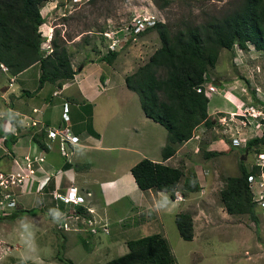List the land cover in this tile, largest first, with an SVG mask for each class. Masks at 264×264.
<instances>
[{
    "label": "rangeland",
    "instance_id": "rangeland-1",
    "mask_svg": "<svg viewBox=\"0 0 264 264\" xmlns=\"http://www.w3.org/2000/svg\"><path fill=\"white\" fill-rule=\"evenodd\" d=\"M242 1L174 0L163 9L157 8L152 0H48L44 4H95L90 11L93 17L91 23L95 24L94 28L103 32L119 30L139 14H154L157 16L158 21L167 22L171 28L183 23L198 24L206 21L209 16H220L233 10ZM87 12H89L88 9ZM85 25H88V21L85 22ZM81 29L83 28L78 26L74 30L70 29V31L74 33ZM56 38L60 40L57 35ZM144 40H147V42L142 43L140 39L136 41L135 47L138 51L133 54L130 53V55L127 54L131 56L133 61H130L132 62L131 68H122L119 59L112 61L113 69L120 73L128 69L129 72L132 71L130 73L132 74L138 66L144 64L155 49L160 46V40L155 30L147 33ZM49 43L51 45V41ZM49 43L46 42L41 45L43 54H47L48 50L45 48ZM83 56H80V58ZM233 58H236L235 63L232 61ZM125 61V59H122V62ZM39 69L38 65L21 76L22 79H26L28 89H31V87L38 88ZM208 73L212 78H215L214 83L217 90L220 91L219 94L212 93L210 96V108L214 112L212 126H215V129H212V126L206 129L203 126L199 127L194 135V140L199 142L202 136L209 139L210 132L208 129H211L212 134L220 135L222 126L219 121L224 122L225 125H230L228 136L239 133L240 138L247 139L248 136L262 135L263 126L259 125L258 122H244L238 114L233 116L231 112H237L238 107L241 106V104L237 105L235 110L232 102L236 100V96L239 99H246V97L249 99L252 96L254 89H251V85L254 88L258 83L261 90L264 91V54L257 51L250 43H248L247 50H243L237 45L232 51L222 49L215 66L208 70ZM218 83H222L223 86L224 83L227 84L224 87L226 90L224 93L230 102L225 99L226 97L223 98ZM0 88L4 91L6 86ZM117 93V89H109V91L102 93L104 95L97 97L95 102L97 104L98 127L105 124L104 115H109V109L118 107V103L113 100L116 98ZM239 93H244V98H241ZM133 94L138 100L137 102H140L138 95ZM108 97L113 98L111 99L112 102L109 103ZM24 98L28 99L30 103V98L26 96ZM225 104H227L229 110H232L231 112L225 109V111L219 110V108L213 109L214 105L221 107ZM5 109L6 106L0 102V112ZM14 109H17V107L15 106ZM115 111L116 109L109 116V122L104 129L107 130V133H112L116 125L119 127L124 126L123 123L127 114L118 117V114L114 113ZM9 117L15 118L13 114H10ZM123 132L124 141L127 134L126 131ZM3 148L0 147V160L2 159L4 162L0 172L3 173L4 179L8 178L9 173L20 174L25 176L23 181L27 185L29 182L26 177V174H28L26 166L21 165L20 157L16 159L17 163L11 162L12 165H10L11 151ZM196 149L198 150V147ZM206 149L204 145L200 146V151L194 156V159H190V161L196 163V166H188L192 171L185 170L187 171V181L184 185V187H187L185 189H190L188 186L193 187L194 184L189 185V182L191 180L195 182L198 176L204 189L202 191V188L199 187L195 191L197 189V186H195L192 190L183 192L190 196L185 209H187V213L191 215L193 220L194 236L192 240L188 241L181 238L172 214H163L162 219H159L160 226L156 224V227H153L154 225L151 224L150 228L145 227V230H142V223H140L139 226L134 228L135 232L134 230L124 233L119 232L120 225L136 223L139 217L144 216L146 218L148 216L146 211L137 210L138 206L143 205V199L141 200L139 197H135L133 200L132 197H124L109 202L106 214L109 219L106 218L104 213L98 211L99 218L95 212L96 220H101V222H103L102 219L109 220V222L105 220L107 226L102 230L99 226L100 223L97 221L94 222L95 224H92V222L91 225L88 224L86 220L91 219V215L85 211L83 205L73 207L71 204H63L62 200L55 199L52 194L38 193L37 190H34L31 194L17 197V205L14 210L16 212L24 208V210L31 211L23 212L22 215L14 219L9 217L0 220V264H67L60 260L59 256L70 259L73 264H105L108 260L121 256L128 251L125 244L126 240L123 242V238L136 239L143 237V235L162 233V231L164 233L161 235H164L167 239L171 252L175 257V264H264V206L259 202L260 194L264 193V188L259 186L258 178L251 181L253 201L256 202L255 215L258 222L254 221L248 214L227 213L220 199V190L225 186L226 179L229 176L238 175L240 157L245 152L243 153L242 149L238 147H232L226 152L216 151L217 156L207 157L205 156ZM64 150L66 155L68 154L67 157H69L68 144L65 145ZM120 159L121 162L124 161V158ZM23 160L26 159L23 158ZM257 160L258 156L256 157L252 152H249L246 154L244 161L250 167ZM93 171H95L94 166ZM30 177L32 176L30 175ZM2 188L4 189V187ZM7 189L6 191L2 190V192L0 190V195L2 196V194L8 192L14 197L15 193L20 192L19 187L14 185L8 186ZM93 191L94 193L98 192V189L94 187ZM98 204L101 205L100 201ZM42 208L48 213H45ZM55 209L57 212H55ZM59 209L61 213L58 212ZM8 210L12 211V209ZM136 210L139 213L135 217L132 213H136ZM41 214L47 223L44 227L41 223L43 221L36 218ZM64 214L66 216V220H64L70 228L73 224L75 226L79 225L82 230L77 232L71 229L64 231L61 218ZM92 221H94L93 218ZM59 222L61 227L57 229L56 225L58 226ZM83 222L85 225H81ZM91 227H96L97 233H91ZM115 237L120 240L113 242Z\"/></svg>",
    "mask_w": 264,
    "mask_h": 264
},
{
    "label": "crops",
    "instance_id": "crops-1",
    "mask_svg": "<svg viewBox=\"0 0 264 264\" xmlns=\"http://www.w3.org/2000/svg\"><path fill=\"white\" fill-rule=\"evenodd\" d=\"M93 6L95 4H44L40 9L41 16L44 19V23L40 26L42 37L47 40L46 36L50 35L52 37L55 34L63 39L71 56V66L76 71L73 78L63 83L62 86L58 87L52 83H45L40 89L37 87L28 89L26 79H22L21 76L29 69L38 66L37 63L13 77L11 85H9L8 75L0 69V87L6 86L4 91L0 88V102L6 106L5 110L9 108L18 118H21V116L32 117L39 121L40 127H62V105L64 102H68V116L71 120L69 130L71 134L79 137L77 143L68 144L70 156L67 157L68 154H61L58 139L50 140L45 134L43 143L46 147L41 149L33 142L29 134L30 129L18 125L20 127L18 129L19 136L16 137L11 146L12 158L9 164L12 165L11 162L15 157L17 159L29 154L37 157L38 160L32 162V166L36 168L35 175L21 191L19 190L17 197L31 194L34 190L44 194L53 195V192H57L66 195V192L70 191L73 186L77 188V194L83 197L89 209L96 212V215L98 211L106 215L109 202L113 200L117 201L124 197H132L133 200L135 197H139L141 200L143 199V205L138 206L137 210L146 211L148 216L146 218L144 216L139 217L136 223L120 225L119 232L124 233L134 230L140 223H142V230H145V227L150 228L151 224L154 225L153 227H156V224L160 226L159 219H162L163 214H172L175 217V214L179 212H187L185 208L190 196L183 192L190 191V189L186 190L187 186L184 187L187 181V171L185 170L192 171L188 166H196V163L190 161V159H194L202 145L207 148V151H228L231 147L228 136L230 125L219 122L222 126L220 135H214L211 129H208L210 132L209 139L202 136L201 140L197 142L194 140L196 130L201 126L204 129L208 128L204 124H199L195 128L192 138L178 146L172 157L162 161L161 148L166 142L167 131L161 124L144 114L140 102H137L138 100L133 94L135 92L128 89L124 81L125 76L132 72L128 70L133 62L129 55L138 51L135 47L136 41L140 39L142 43H146L147 40L145 41L144 38L152 30L148 29L142 32L137 36V40L130 41L117 52L114 60L120 59V66L128 68L122 73L117 72L113 69L112 63L109 64L101 60L104 55L103 46L106 45V40L102 36V31L94 28L95 24L91 23L93 17L90 11ZM87 9L89 12H87ZM86 21H88V25H85ZM78 26L83 29L74 33L70 31V29L74 30ZM68 32L70 33L67 34ZM80 56L83 57L80 58ZM122 59L126 61L122 62ZM235 60L236 58H233L232 61L235 63ZM38 72L40 73V69ZM225 85L227 84L224 83V86L222 83L219 84L223 98L226 97L224 93L226 91L224 89ZM255 86L260 87L258 83ZM109 89L118 90L116 98L108 97L109 103L113 99L118 103V107L109 109V115H104L105 124L98 127L97 104L95 101L98 96L104 95L102 93L109 91ZM251 89H253V85H251ZM219 93L220 91L217 92V94ZM25 96L30 98V103L28 99L24 98ZM239 96L244 98V93H239ZM253 96L252 99H254ZM236 97V100L232 102L234 108L244 101V103L250 102V98L239 99L238 96ZM225 99L229 101L228 97ZM15 106L17 109H14ZM214 108H219L222 111H232L228 109L227 104L221 107L214 105ZM33 109H36V111L33 112ZM115 109L114 113H117L118 117L127 114L124 119V126L119 127L116 125L112 133H107V130L104 129L109 122V116ZM5 110L0 113H5ZM207 111L209 118L212 120L214 112L210 108V99ZM213 128L215 129V126H212ZM123 131H126L127 134L124 141ZM197 146L199 147L198 151H196ZM120 158H124V161L121 162ZM142 158L183 169L184 174L173 198L165 191L140 190L138 188L130 168ZM3 165L4 162L1 159L0 168ZM93 166L95 171H93ZM196 184L197 189L195 191L199 187L202 188L199 176L195 180ZM94 187L98 189V192L94 193ZM201 190L204 191L203 188ZM41 201L43 202V199ZM99 201L101 205L98 204ZM102 203L104 204L102 205ZM179 207L180 209H178ZM137 210L136 213H132L135 217L139 213ZM55 212H57L56 209ZM58 212L61 213V210L59 209ZM45 213L48 212L45 211ZM96 215L93 216L97 218L98 215ZM36 218L43 221L41 222L43 227L47 224L42 214ZM106 218L109 219L108 215H106ZM108 219L105 220L109 222ZM81 225H85V223L83 222ZM70 229L75 232L82 230L79 225L75 226L73 224H71ZM162 233L164 232L162 231ZM130 239V237L123 238L122 241ZM118 240L120 239L115 237L113 242Z\"/></svg>",
    "mask_w": 264,
    "mask_h": 264
},
{
    "label": "trees",
    "instance_id": "trees-1",
    "mask_svg": "<svg viewBox=\"0 0 264 264\" xmlns=\"http://www.w3.org/2000/svg\"><path fill=\"white\" fill-rule=\"evenodd\" d=\"M48 0H0V63L7 67V75L14 77L33 64L38 63L40 74L38 88L45 83L58 87L73 78L75 70L71 66L70 55L63 39L54 34L51 38V52L43 54L41 44L44 38L39 27L44 23L40 9ZM163 9L174 0H152ZM149 29L155 30L160 46L148 60L125 76L128 89L134 91L140 100L144 114L161 124L167 131L162 148V161L172 157L182 143L189 140L199 124L212 126L208 116L209 99L197 88L208 81V70L215 66L222 49L232 51L237 45L243 50L248 43L264 54V0H243L233 10L220 16L209 18L198 24L183 23L171 28L167 22L157 21ZM116 52L101 57L112 63ZM256 101V100H255ZM4 117L0 118V137L11 150L16 136L3 131ZM12 123H16L13 118ZM44 130L33 131L32 140L41 149ZM264 131L261 136L250 137L244 153L252 152L256 157L263 151ZM216 151H206L205 156H217ZM239 173L229 176L220 190V199L229 214H248L254 221L256 202L250 188L249 177L257 179L264 174V165L248 167L240 160ZM130 172L140 190L165 191L174 197L183 169L162 162L142 158ZM192 178V177H191ZM194 184V180L189 185ZM197 186V184L195 185ZM192 188L195 187H190ZM21 211V213H19ZM31 210H18L10 219ZM4 219L0 217V220ZM179 235L184 240H192L193 220L189 213L179 212L174 217ZM128 251L108 260L105 264H175L167 239L154 233L130 239L125 242ZM59 259L73 264L70 259Z\"/></svg>",
    "mask_w": 264,
    "mask_h": 264
},
{
    "label": "built area",
    "instance_id": "built-area-1",
    "mask_svg": "<svg viewBox=\"0 0 264 264\" xmlns=\"http://www.w3.org/2000/svg\"><path fill=\"white\" fill-rule=\"evenodd\" d=\"M76 1V0H75ZM78 1V0H77ZM155 16L153 14H146V15H137L134 16L128 23H126L122 28H120L119 30H109V31H104L103 35L107 40V46L105 51H115L118 50L120 47H122V45L128 41L129 38L131 39H135V36L140 33L142 30L152 26L155 23ZM48 51L50 52V45L47 46ZM3 69L6 70L5 66H2ZM198 92H203L206 96H209L212 92H216L217 88L216 86L212 85V84H202V86L197 88ZM239 112H234L232 113L233 116L234 114H238L240 115L242 118V120L244 122H248L251 123L252 121H256L258 122L259 125L263 126V130H264V100H262V103H258L256 105L250 104V105H246L244 107H238ZM67 111H68V105L67 103H64L63 105V113H62V118H63V122H64V128L62 129H58V128H50L48 129V135L52 138H54L55 136H59L60 137V149L61 152L64 154L65 150H64V143L66 141H70V142H76L78 140L77 136L71 135L68 129V126L70 125V121H69V117L67 115ZM1 117V116H0ZM36 122L34 120L31 121V124H35ZM26 124H29L26 123ZM3 130L5 131H14L15 132V128L12 125V123L10 122L9 119H5L4 123H3ZM253 136H257V135H253ZM250 136V137H253ZM4 138L2 137L0 142L3 140ZM241 141H244V139L242 138H233L232 139V143L235 145H238L241 143ZM26 168L28 171V174H26V177H28L29 173L33 172L32 166H31V160L29 158L26 157ZM17 163V162H15ZM257 165L263 166L264 165V148L263 151L258 155V160L255 163ZM20 166V165H19ZM260 180H259V186L261 188H264V174L261 173L259 175ZM25 176L20 175V174H11L9 173L8 178L3 177V173H0V190L2 192V190L6 191L8 190L7 187H11L12 185L14 186H18V187H23L24 185V180ZM253 179H255L254 177H249L248 180L251 182ZM4 187V189L2 188ZM54 196L57 198L62 199L64 202H68V201H73L74 203L76 202V200H81L79 196H76V198L70 200L71 198L69 197H63L58 193H54ZM259 202L261 203L262 206H264V193L260 194V200ZM15 206V201L11 195V193H4L2 194V196L0 195V216H6L9 214V211L6 209L8 207H13ZM59 227H61V224L59 225ZM106 226L103 225V230ZM63 229H67L68 225L67 223L64 221L63 225H62ZM92 232H95L94 229L91 230Z\"/></svg>",
    "mask_w": 264,
    "mask_h": 264
},
{
    "label": "clouds",
    "instance_id": "clouds-1",
    "mask_svg": "<svg viewBox=\"0 0 264 264\" xmlns=\"http://www.w3.org/2000/svg\"><path fill=\"white\" fill-rule=\"evenodd\" d=\"M75 1V0H74ZM77 1V0H76ZM79 1V0H78ZM154 15V14H153ZM155 16V23L158 21V19H157V16L156 15H154ZM155 23L152 25V26H154L155 25ZM42 25V24H41ZM152 26H150V27H152ZM150 27H148V28H146V29H144V30H142L140 33H138L136 36H135V39L137 38V36L139 35V34H141L142 32H144V31H146V30H148ZM104 32V31H103ZM103 32H102V36L104 37V35H103ZM53 37V36H52ZM50 35L49 36H46V39L47 40H45L44 42H42V44L41 45H43V44H45L46 42L47 43H49V41H51V38H52ZM104 39L106 40V38L104 37ZM134 39H131V38H129L128 39V41H126L123 45H122V47H120L118 50H115V51H108V52H106L105 51V49H106V46H107V40H106V45H105V47L103 48L104 49V51H105V53L104 54H107V53H109V52H119L124 46H126L130 41H133ZM48 45H50V43L48 44ZM42 47V46H41ZM46 50H48L47 49V47L45 48ZM50 49H51V45H50ZM42 50V49H41ZM45 50V51H46ZM51 52V51H50ZM50 52H47V54H49ZM2 66H5L4 64H1L0 63V69L3 71V72H5L6 74H7V67H6V70L5 69H3V67ZM9 77V76H8ZM207 77H208V81L206 82V83H203V84H212V85H214V86H216L215 85V83H214V79L215 78H211V76L209 75V73H208V75H207ZM210 78V79H209ZM12 79H13V77H9V85L10 84H12ZM213 82V83H212ZM254 92H253V94H252V96H253V98L254 99H252L251 97H250V102L249 103H243V104H241V106H239V107H244V106H246V105H250V104H253V105H256V104H258V103H262V100H264V91L263 90H261V88L260 87H258V86H255L254 88ZM217 92H219L218 90L216 91V92H212V93H217ZM211 93V94H212ZM211 94L209 95V96H207L208 97V99H210V96H211ZM2 97V96H1ZM255 100H256V102H255ZM64 103H67V105H68V102H64ZM64 103H63V105H64ZM63 105H62V113H63ZM36 111V109H33V112H35ZM239 112V109H238V111H237V113ZM62 113H61V117H62ZM222 114H223V112H221ZM231 113H233V112H231ZM10 114H13L14 116H15V118L14 117H9L10 116ZM67 115H68V111H67ZM224 115V114H223ZM0 118H2V117H4V121H5V119H11V118H13L14 120H15V124L14 123H12L11 121V123H12V125L14 126V128H15V132L12 130V131H5V130H3L4 132H6V133H9V134H12L13 136H19V126L18 125H20L21 127H27V128H29L30 130V135H31V138H32V132L33 131H40V130H44V132H45V134H46V136H47V138H49L50 140H55V139H58V141H59V148H60V137L59 136H55L54 138H52V137H50L49 135H48V129H50V128H52V127H54V128H58V129H62V128H64V122H63V118H62V122H63V126L62 127H57V126H42V127H40L39 126V121L38 120H35L34 118H32V117H28V116H21V118H18L17 117V115L16 114H14L9 108H7V110H6V112L5 113H0ZM69 117V116H68ZM239 117H241L240 115H239ZM241 118H243V117H241ZM32 120H34L36 123L33 125V124H31V121ZM4 121H3V123H4ZM69 121H70V125L68 126V129H69V127L71 126V120H70V118H69ZM29 122V124H26V123H28ZM219 122H221V121H219ZM221 123H224V122H221ZM264 131V130H263ZM69 132H70V130H69ZM70 134H71V132H70ZM239 134V133H238ZM238 134H232L231 136H229V141H230V144H231V147H229V149H231L232 147H238V148H241V149H243L244 147H245V144H246V142H247V140L250 138V136H248V138L246 139V138H243L244 139V141H241V143L240 144H238V145H235V144H233L232 143V139L233 138H240V136L238 135ZM262 134H263V132H262ZM71 135H73V134H71ZM74 136H77V135H74ZM261 136V135H260ZM78 137V136H77ZM1 138L2 137H0V140H1ZM4 139L0 142V147H4L3 149H7L8 151H9V149L5 146V144H4V140H5V137H3ZM192 138V137H191ZM190 138V139H191ZM78 140H79V137H78ZM78 140L76 141V142H70V141H66L65 143H64V147H65V145L66 144H75V143H77L78 142ZM188 141V140H187ZM198 147V146H197ZM196 147V148H197ZM264 148V147H263ZM198 149H199V147H198ZM60 151H61V149H60ZM196 151H198L197 149H196ZM61 154H63L62 152H61ZM63 155H66V152L63 154ZM26 157L27 158H29L30 160H31V166H32V162L33 161H36V160H38V158L37 157H33L31 154H29V155H23V156H21L20 157V161H21V165H23V166H26V162H27V160H23V158H25L26 159ZM40 160H41V158H39ZM13 162H17L16 161V158L13 160ZM32 169H33V172L32 173H29V175H28V182L31 180V178L35 175V171H36V168H35V166H32ZM1 173V172H0ZM30 175L32 176V177H30ZM258 180H260V177H258ZM250 182V181H249ZM24 186H25V183H24V185H23V187H19V190L21 191L23 188H24ZM32 186H33V184H32ZM250 188H251V191H252V186H251V182H250ZM74 190V191H73ZM77 188L76 187H71L70 188V191H68V192H66L65 194L66 195H62V194H60V193H58V194H60L61 196H63V197H69V198H71L70 200H72V199H74V198H76V196H79L78 194H77ZM54 193H57V192H53V197L55 198V199H59V200H62V199H60V198H57V197H55L54 196ZM175 193V192H174ZM253 193V192H252ZM17 195L18 194H16L15 193V195H14V197H13V199H14V201H15V206H13V207H8V208H6L7 210L8 209H12V211H9V214L8 215H6V216H0V217H2V218H9L10 216H12L13 215V213H14V210L16 209V205H17ZM80 197V199L81 200H76V202L74 203L73 201H68V202H64L63 200H62V202L63 203H70V204H73V205H76V206H79V205H83V208L85 209V211L86 212H89L90 213V215H91V219H89V220H86L87 222H88V224H90L91 225V222H92V224H95L94 222H99L100 224H99V226L102 228V230H103V225H105V226H107V223H106V221H105V219H102V221L103 222H101V220H96L95 218L96 217H94L93 215H95L94 213V211L93 210H90L89 209V207H88V205H87V203H85V201H84V199H83V197H81V196H79ZM67 216H69V215H67ZM65 214H64V216H61V218H62V221L64 222L66 219H65ZM92 217H93V219H94V221H92ZM57 219H59L58 217H57ZM65 219V220H64ZM59 225H60V222H59V224H58V226L56 225V227H57V229L58 228H60L59 227ZM68 225V224H67ZM89 225V226H90ZM70 228H69V226H68V228L67 229H63L64 231L65 230H69ZM92 229H94L95 230V232H92L91 230ZM97 228L96 227H91L90 228V232L91 233H97Z\"/></svg>",
    "mask_w": 264,
    "mask_h": 264
},
{
    "label": "water",
    "instance_id": "water-1",
    "mask_svg": "<svg viewBox=\"0 0 264 264\" xmlns=\"http://www.w3.org/2000/svg\"><path fill=\"white\" fill-rule=\"evenodd\" d=\"M246 154H247V151H245V154L243 156L240 157V160H245L246 159Z\"/></svg>",
    "mask_w": 264,
    "mask_h": 264
}]
</instances>
